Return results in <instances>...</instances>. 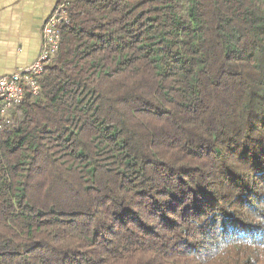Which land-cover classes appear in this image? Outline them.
I'll use <instances>...</instances> for the list:
<instances>
[{
  "label": "trees",
  "instance_id": "obj_1",
  "mask_svg": "<svg viewBox=\"0 0 264 264\" xmlns=\"http://www.w3.org/2000/svg\"><path fill=\"white\" fill-rule=\"evenodd\" d=\"M0 131V264H264V0H69Z\"/></svg>",
  "mask_w": 264,
  "mask_h": 264
},
{
  "label": "crops",
  "instance_id": "obj_2",
  "mask_svg": "<svg viewBox=\"0 0 264 264\" xmlns=\"http://www.w3.org/2000/svg\"><path fill=\"white\" fill-rule=\"evenodd\" d=\"M57 0H0V76L26 67L41 47L42 24Z\"/></svg>",
  "mask_w": 264,
  "mask_h": 264
},
{
  "label": "built area",
  "instance_id": "obj_3",
  "mask_svg": "<svg viewBox=\"0 0 264 264\" xmlns=\"http://www.w3.org/2000/svg\"><path fill=\"white\" fill-rule=\"evenodd\" d=\"M68 2L69 0H57L42 24L41 47L34 61L26 67H18L8 75L0 76V131L10 121L12 109L21 102L24 89L37 92L35 78L58 50L60 27L67 21Z\"/></svg>",
  "mask_w": 264,
  "mask_h": 264
}]
</instances>
